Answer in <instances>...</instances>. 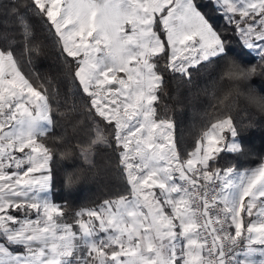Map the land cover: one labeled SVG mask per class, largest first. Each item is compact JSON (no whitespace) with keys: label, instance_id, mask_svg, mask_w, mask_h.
<instances>
[{"label":"snow or ice","instance_id":"obj_1","mask_svg":"<svg viewBox=\"0 0 264 264\" xmlns=\"http://www.w3.org/2000/svg\"><path fill=\"white\" fill-rule=\"evenodd\" d=\"M27 9L54 32L83 95L69 89L53 106L60 93L33 65L46 43L19 0L0 3V264H264V162L219 165L223 153H243L251 127L234 120L236 98L264 112L249 85L264 78V0H29ZM249 54L255 62L241 63ZM207 66L230 87L213 93L219 114L183 158L158 104L168 73L191 84ZM97 117L112 130L127 188L69 222L67 202L53 199L52 164L79 149L95 167V146L108 144ZM65 125L88 141L70 146L67 128L57 133Z\"/></svg>","mask_w":264,"mask_h":264},{"label":"trees","instance_id":"obj_2","mask_svg":"<svg viewBox=\"0 0 264 264\" xmlns=\"http://www.w3.org/2000/svg\"><path fill=\"white\" fill-rule=\"evenodd\" d=\"M15 2L16 0H0V3L5 5ZM19 2L20 11L31 18L36 35L47 45V56L39 61H33V65L42 76L53 80L60 93L52 101L53 106H55L56 100L63 101L69 89L76 93L79 99L83 94L79 90L78 82L70 80L67 76V68L58 51L54 32L50 34L48 26L39 17H34L31 9L25 11L29 0H19ZM213 21L219 26L225 25L223 18L215 12H213ZM228 35L232 47L238 51L240 48L238 38L231 32ZM253 55L243 56L241 63H254ZM33 65H28L25 62V73H29ZM220 75L221 72L216 66H207L198 72L194 71L191 84L182 81L178 76L173 78L171 73L166 75L167 83L165 92L161 94L158 112L161 116L166 115L172 118L174 137L183 158H186L187 153L195 146L202 131L213 122V117L219 114L218 109L221 106L218 99H213V93L216 97H220L230 87L226 79L220 80ZM33 79L35 80V77ZM262 80L264 78L259 76L253 77L252 81H249V85L259 97L264 98ZM35 83L38 86L41 81H35ZM233 117L238 124L244 126L250 124L251 127H247L239 138L244 148L243 153H223L219 165L230 164L237 169L244 170L253 168L264 159V112H261L260 108L245 96H239L235 101ZM88 124L90 127L92 126L91 122ZM95 126L103 129L108 140V144L95 146L93 152L95 167L85 163L79 154V149H76L67 158L57 155L52 164L53 199L60 204L67 202L70 209L67 216L68 221L74 219L75 210L84 206H96L103 199L115 196L127 188L122 166L119 163V151L116 150L112 138V130L99 117L96 118ZM65 127L70 146L74 147L78 143L85 144L88 141V136L83 131H73L71 125L58 127L57 133L63 134ZM46 142L50 145L52 143L51 140ZM68 174L72 175L73 183L66 187L65 177Z\"/></svg>","mask_w":264,"mask_h":264},{"label":"rangeland","instance_id":"obj_3","mask_svg":"<svg viewBox=\"0 0 264 264\" xmlns=\"http://www.w3.org/2000/svg\"><path fill=\"white\" fill-rule=\"evenodd\" d=\"M206 11H208L209 12V15L212 17V19H213V12H214V10H212L211 8H209V9H206ZM202 134V133H201ZM200 137V136H199ZM193 150V149H192ZM262 161V160H261ZM259 165V164H258ZM257 166V165H256ZM255 166V167H256ZM255 167H253V168H255ZM95 207V206H94ZM81 208H86V206H84V207H81ZM90 208V207H89ZM80 209V208H79ZM78 210V209H77ZM76 211V210H75ZM74 211V212H75Z\"/></svg>","mask_w":264,"mask_h":264},{"label":"crops","instance_id":"obj_4","mask_svg":"<svg viewBox=\"0 0 264 264\" xmlns=\"http://www.w3.org/2000/svg\"><path fill=\"white\" fill-rule=\"evenodd\" d=\"M209 126H210V124H209ZM194 148H195V146H194L192 149H194ZM192 149H191V150H192ZM191 150H190V151H191ZM261 162H264V159H263ZM261 162H260V163H261ZM260 163H259V164H260ZM257 166H258V165H257ZM257 166H256V167H257ZM239 170L243 171L244 169L239 168ZM93 207H94V206H93ZM248 219H249V218H248L247 216H245V222H247ZM69 222H71V221H69Z\"/></svg>","mask_w":264,"mask_h":264},{"label":"built area","instance_id":"obj_5","mask_svg":"<svg viewBox=\"0 0 264 264\" xmlns=\"http://www.w3.org/2000/svg\"><path fill=\"white\" fill-rule=\"evenodd\" d=\"M233 231H234V229H233Z\"/></svg>","mask_w":264,"mask_h":264}]
</instances>
